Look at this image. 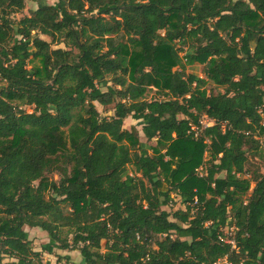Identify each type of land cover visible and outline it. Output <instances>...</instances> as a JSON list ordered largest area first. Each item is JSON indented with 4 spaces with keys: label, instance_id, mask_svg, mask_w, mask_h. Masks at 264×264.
Returning <instances> with one entry per match:
<instances>
[{
    "label": "trees",
    "instance_id": "obj_1",
    "mask_svg": "<svg viewBox=\"0 0 264 264\" xmlns=\"http://www.w3.org/2000/svg\"><path fill=\"white\" fill-rule=\"evenodd\" d=\"M25 2L0 0V264H42L26 226L78 264H264V0H59L15 19ZM172 194L185 210H163Z\"/></svg>",
    "mask_w": 264,
    "mask_h": 264
},
{
    "label": "rangeland",
    "instance_id": "obj_2",
    "mask_svg": "<svg viewBox=\"0 0 264 264\" xmlns=\"http://www.w3.org/2000/svg\"><path fill=\"white\" fill-rule=\"evenodd\" d=\"M59 0H26L25 2V9L15 15V19L19 20L24 16H29L30 13L34 10H36L38 8V6L41 3H46L49 6H54L58 3ZM42 39L47 40V41H51L50 38L45 37V36H41ZM183 55V54H182ZM204 66L202 65H194V66H189L186 69V73L187 74H195L200 78H205V74H204ZM206 89L208 90L209 93H223L224 89L223 88H219L216 87L214 85H212L211 83H209L206 86ZM156 92L155 91H151L150 93H148L147 98L148 99H152L154 97H156ZM99 112L104 115V116H109L113 113V110L111 108L107 109L101 106L97 107ZM27 110L29 112L32 111V109L27 108ZM200 123H202V125H208L209 127L212 126L213 121L210 120L207 116H202ZM143 122L142 121H136L134 119H132L131 117L126 119L124 121V128L127 130H132V129H137V131L140 133V139L141 142L143 143H147L146 139L144 138L143 134H142V127H143ZM196 129V128H193ZM151 146H156L157 144V139H154L153 141H151L150 143H147ZM150 153H152V151H150ZM250 157V161L252 164L255 165H260V170L261 172L264 174V162H261L257 157H254L252 155L249 156ZM253 170L255 168H252ZM132 175H133V168H130L129 171ZM60 176L57 174H54V179L55 180H59ZM254 184H252L251 186V190L249 191L248 195L251 194L253 188H254ZM172 202L170 204V206L168 207H164L163 210H167L171 213H173L174 211H178V210H185V207L182 205L181 200L178 196L172 194ZM25 231L29 234V243H30V247L33 249L34 252H39L41 253V263L45 264L47 262H50L51 264H60V263H65L66 259L65 257L69 256L71 257V261L73 263H80L82 260V257L80 255V252L78 251H71V250H61V249H55L54 252L52 254H49L47 252H45L43 250V246L46 245L49 242V238H48V234L39 229V228H30L28 226L24 227ZM234 227H229L227 226V228L224 229V235L229 237H234ZM65 237V235L63 236ZM69 240H72V236L69 238ZM230 239H226V241H228ZM105 246L106 243L103 242L102 243V252L105 251ZM4 262L6 263H16V259L13 258H5Z\"/></svg>",
    "mask_w": 264,
    "mask_h": 264
},
{
    "label": "built area",
    "instance_id": "obj_3",
    "mask_svg": "<svg viewBox=\"0 0 264 264\" xmlns=\"http://www.w3.org/2000/svg\"><path fill=\"white\" fill-rule=\"evenodd\" d=\"M201 125H202V123H201ZM202 127H208V125H202ZM226 239H230V240L226 241ZM223 240H224L225 243L232 245V248H233V249L236 248L235 241H234V239H233L232 236L229 237V238L226 236V238H224ZM214 264H232V263L229 262V260H228L227 257H224V258L219 259V260H218L216 263H214Z\"/></svg>",
    "mask_w": 264,
    "mask_h": 264
}]
</instances>
